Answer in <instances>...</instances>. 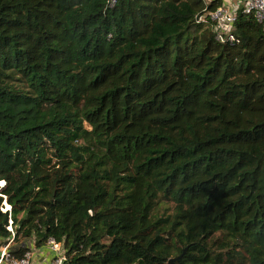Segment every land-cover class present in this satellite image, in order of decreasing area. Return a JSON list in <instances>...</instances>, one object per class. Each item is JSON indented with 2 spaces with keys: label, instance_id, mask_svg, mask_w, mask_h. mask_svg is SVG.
<instances>
[{
  "label": "trees",
  "instance_id": "obj_1",
  "mask_svg": "<svg viewBox=\"0 0 264 264\" xmlns=\"http://www.w3.org/2000/svg\"><path fill=\"white\" fill-rule=\"evenodd\" d=\"M222 6L0 0V259L264 264V26Z\"/></svg>",
  "mask_w": 264,
  "mask_h": 264
},
{
  "label": "built area",
  "instance_id": "obj_2",
  "mask_svg": "<svg viewBox=\"0 0 264 264\" xmlns=\"http://www.w3.org/2000/svg\"><path fill=\"white\" fill-rule=\"evenodd\" d=\"M115 3L116 0H111ZM243 5L245 13H253L259 23L264 26V0H242L239 5ZM239 5L235 8L229 6H222L211 14L212 19L215 22L214 31L216 32V38L225 43L227 40L233 41L235 39L233 34V25L237 19V10ZM49 249L55 254L51 264H70L68 263L67 256L63 251L61 244L56 243L54 240L48 242ZM34 251L32 250L22 259H10L9 254L6 251L2 254V261H6L8 264H31Z\"/></svg>",
  "mask_w": 264,
  "mask_h": 264
},
{
  "label": "crops",
  "instance_id": "obj_3",
  "mask_svg": "<svg viewBox=\"0 0 264 264\" xmlns=\"http://www.w3.org/2000/svg\"><path fill=\"white\" fill-rule=\"evenodd\" d=\"M242 0H223L225 6L231 8L237 7ZM55 254L49 249V247L42 248L34 251L32 264H51Z\"/></svg>",
  "mask_w": 264,
  "mask_h": 264
},
{
  "label": "rangeland",
  "instance_id": "obj_4",
  "mask_svg": "<svg viewBox=\"0 0 264 264\" xmlns=\"http://www.w3.org/2000/svg\"><path fill=\"white\" fill-rule=\"evenodd\" d=\"M7 250V248H3L2 249V254H3V252L4 251H6ZM2 254H1V258H2ZM0 261H1V259H0ZM32 261H33V259H32ZM0 264H7V262L4 260V261H2ZM32 264V263H31Z\"/></svg>",
  "mask_w": 264,
  "mask_h": 264
},
{
  "label": "water",
  "instance_id": "obj_5",
  "mask_svg": "<svg viewBox=\"0 0 264 264\" xmlns=\"http://www.w3.org/2000/svg\"><path fill=\"white\" fill-rule=\"evenodd\" d=\"M184 252H185V251H184ZM182 256H183V255L179 256V257H178V258H176V259H171V260H170V263H173L175 260L181 259V258H182Z\"/></svg>",
  "mask_w": 264,
  "mask_h": 264
}]
</instances>
